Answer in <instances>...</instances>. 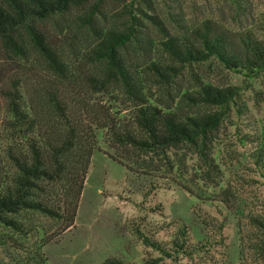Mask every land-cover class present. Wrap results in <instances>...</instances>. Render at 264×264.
<instances>
[{
  "label": "rangeland",
  "instance_id": "rangeland-1",
  "mask_svg": "<svg viewBox=\"0 0 264 264\" xmlns=\"http://www.w3.org/2000/svg\"><path fill=\"white\" fill-rule=\"evenodd\" d=\"M95 4L91 1L51 19L43 30L51 44L67 55L70 67L79 69L77 89L95 105L100 117L109 114L116 122L127 123L133 109L122 91L114 99L87 89V80L98 72L92 49L100 36L125 31L135 17L141 44H132L128 54L138 65V75L147 81L150 104L192 115L191 107L179 102L200 84L238 88L239 96L216 136L213 170L198 154L182 151L171 157L172 168L163 169L160 160L149 159L161 169L128 171L120 163L121 151L110 131L92 127L97 150L75 225L43 248L47 264H104L109 258L146 264L161 257L137 237V226L168 247L179 238L181 228L188 227L191 255L164 258L162 264H264V248L256 245L260 233L253 222V218H264V178L249 159L250 154L264 149V73L247 79L226 71L214 60L182 67L165 46L173 36L191 38L194 30L205 27L264 41V0H106L99 7ZM35 61L23 69L0 54V179L13 172L10 151L28 153L32 138L53 145L60 140L61 120L42 95L50 86L49 69L41 59ZM172 66L180 75L171 73V83H166L158 70L169 71ZM13 80L24 81L22 94L32 109L31 116L40 124L24 135L14 128L6 97ZM88 116L84 111L78 113L80 129L88 127ZM52 122L54 130L48 132ZM158 205L163 211L152 212ZM39 226L42 235L57 233L63 224L43 218ZM5 232L0 227V234ZM21 242L29 247L34 243ZM18 258L16 249L0 248V264H14Z\"/></svg>",
  "mask_w": 264,
  "mask_h": 264
},
{
  "label": "trees",
  "instance_id": "trees-1",
  "mask_svg": "<svg viewBox=\"0 0 264 264\" xmlns=\"http://www.w3.org/2000/svg\"><path fill=\"white\" fill-rule=\"evenodd\" d=\"M91 1L99 7L106 0H0V54L23 69L31 67L37 58L44 61L49 69L50 86L42 95L61 120L57 144L32 138L27 144L28 153L10 151L13 172L0 179V227L6 231L0 234V248L9 246L19 252L14 264H47L43 248L74 227L91 160L97 150L92 127L97 131H110L111 139L121 151L120 163L128 171L153 173L163 167L172 168L171 157L182 151L198 154L209 170H213L216 136L239 96L238 88L200 84L183 94L179 102L189 105L192 115L184 116L171 108L150 104L147 81L138 75V65H134L128 54L132 44H141L136 27L139 20L135 17L125 31L100 36L92 49L95 56L92 62L98 72L89 81L86 79L87 89L114 96V99H118L116 93L122 91L133 109L127 123H118L109 114L100 117L95 105L77 89L79 69L70 67L67 55L51 44L43 30L45 22L63 17ZM194 32L191 38L173 36L165 44L182 67L214 60L226 71L247 79L264 73V41L252 35L242 36L210 27ZM167 69L169 71L159 69L158 74L166 83H171V76L180 75L179 70L173 66ZM22 84L24 81L13 80V89L6 92V97L14 128L24 135L38 129L40 124L30 114L32 109H28L30 105L22 94ZM82 111L89 114V125L84 130L80 129L82 124L77 119ZM48 127V132L54 130V122ZM149 159L160 160L161 168ZM249 159L264 178V149L250 154ZM163 209L158 205L152 212ZM43 218L63 224L62 229L41 235L39 221ZM253 222L260 233L256 245L264 248V218H253ZM135 233L145 246L161 255L146 264H162L164 258L173 259L193 252H190L191 239L186 226L181 228L179 238L171 247L155 240L153 234L143 232L139 226ZM21 239L34 242L33 246L22 244ZM104 264L128 263L109 258Z\"/></svg>",
  "mask_w": 264,
  "mask_h": 264
}]
</instances>
